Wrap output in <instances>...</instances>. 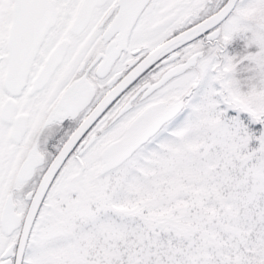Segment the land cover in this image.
Listing matches in <instances>:
<instances>
[{
    "label": "snow or ice",
    "instance_id": "obj_1",
    "mask_svg": "<svg viewBox=\"0 0 264 264\" xmlns=\"http://www.w3.org/2000/svg\"><path fill=\"white\" fill-rule=\"evenodd\" d=\"M0 264H264V0H0Z\"/></svg>",
    "mask_w": 264,
    "mask_h": 264
}]
</instances>
